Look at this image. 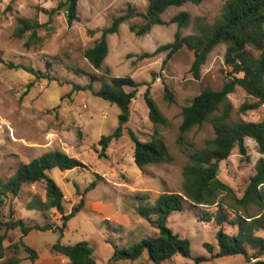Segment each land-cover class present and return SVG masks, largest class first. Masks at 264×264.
<instances>
[{
    "label": "rangeland",
    "instance_id": "374dc122",
    "mask_svg": "<svg viewBox=\"0 0 264 264\" xmlns=\"http://www.w3.org/2000/svg\"><path fill=\"white\" fill-rule=\"evenodd\" d=\"M60 1L0 0V178L7 180L20 163L59 149L80 159L85 166L69 170L55 167L48 173L65 194L67 213L79 204L82 197L85 199L84 206L70 218L63 232L32 230L23 235L20 228L10 230L5 241L6 257L13 253L8 246L23 239L38 251L39 257L31 260L29 253L22 250L21 264H71L66 256L54 251L52 245L58 241L65 244L87 241L97 264H158L149 259L148 251L136 260H115L116 247L127 248L145 237L158 234L159 229L142 217L138 208L141 205L152 206L165 191L182 190L183 167L189 152L185 148H191L189 144L202 147L207 139L215 136L213 123L206 121L189 131L180 143L182 109L204 88L221 89L230 79V68L224 60L225 43H219L210 52L200 78H196L191 71L194 54L187 47L167 61L168 51L150 56L145 53H152L159 45L173 41L177 33H194L198 17L206 21L214 20L226 0L171 6L162 14L165 24L153 26L149 33L142 36L131 31L130 24L141 23L143 18L126 20L117 33L108 36L109 53L99 69L85 57L84 51L94 44L102 29L109 26L115 16L127 12L129 5L145 11L148 1L79 0L77 18L73 21L69 20L64 8L57 10L52 17L42 9L55 8ZM182 11L190 13L191 21L187 27L170 21ZM21 16L37 17L40 22L46 23L39 31L42 43L27 47L24 38L15 36ZM54 55L59 56L56 60L60 64L55 66L59 79L37 78L23 68L9 66V62H30L47 72L44 59ZM69 67H79L97 75V88L104 82L110 83L111 76H132L142 84L131 103L130 119L122 136L113 140L105 151L99 145V139L103 134L112 133L119 125L121 109L91 90L74 91L68 79L87 83L89 77L77 75ZM148 85L152 97L168 119V124L159 125L158 129L172 160L140 168L135 162V143L130 130L142 140L150 139L155 133L156 125L149 117L144 97ZM166 87L172 98L167 96ZM250 100L251 97L240 86L229 94L233 106L232 121L264 119V106L240 112V106ZM246 144V155L236 146L229 158L221 163L220 177L233 188L232 194L237 197L243 195L256 172L257 161L263 155L254 139L247 138ZM92 182L96 183L95 188L87 191ZM232 194L223 195L226 202H234ZM45 200L43 183L24 185L20 195L11 201L14 217L24 218L28 223L61 225V214L57 209H43ZM209 209L214 211L216 207ZM251 211L257 213L259 209L252 206ZM9 214L8 203L2 209V216ZM168 225L190 239L193 256H210L205 243L214 245L217 250L218 228L212 222L198 220L189 209L172 214ZM226 230L232 232L235 229L227 225ZM258 234L264 236V230ZM161 264H195V260L178 253ZM204 264H252V261L237 254L213 257Z\"/></svg>",
    "mask_w": 264,
    "mask_h": 264
},
{
    "label": "trees",
    "instance_id": "16d2710c",
    "mask_svg": "<svg viewBox=\"0 0 264 264\" xmlns=\"http://www.w3.org/2000/svg\"><path fill=\"white\" fill-rule=\"evenodd\" d=\"M146 10L143 11L135 5H129L127 12L115 16L112 23L102 29L101 36L94 44L84 51L85 57L95 68H101L109 53L108 36L117 33L120 25L128 19L142 17L141 23H131L130 29L136 35L142 36L150 32L153 26L165 24L162 14L171 6H181L187 2L199 4L204 0H147ZM79 0H62L58 6L52 9L42 8L50 17L57 10L65 9L70 21L77 18ZM181 27L190 24V13L182 11L170 20ZM46 23L35 18L21 16L15 36L25 39L27 47L42 43L43 37L39 34ZM219 43L226 44L224 55L225 64L230 68V79L221 89L204 88L197 94L193 101L182 109V123L180 125L179 142L183 143L185 135L194 127L211 121L214 126L215 136L207 139L202 147L189 144L187 162L183 167V187L181 191L161 193L152 206H140L138 208L142 217L148 219L159 232L155 236H148L127 248L116 247L115 260H136L148 251L149 259L161 264L180 253L185 257H194L195 264H204L213 257H223L242 254L252 264H264V236L258 234L264 230V119L260 121L231 120L232 103L229 94L237 86L242 87L252 100L244 102L239 110L246 112L264 106V0H226L217 18L206 21L198 17L195 21V32L181 35L177 33L174 40L159 45L152 53L154 55L162 51H168L165 61L172 57L180 49L187 47L193 51L194 60L191 71L196 78L201 77L203 65L207 62L210 52ZM58 55L44 59L47 72L36 68L32 63L9 62L10 67L23 68L37 78L49 80L59 79L56 76L60 64ZM77 75L89 77L87 83H76L73 80L67 82L73 84L74 91L91 90L112 103L117 104L119 113V125L110 134H103L99 139L102 150H106L109 144L119 139L124 131L125 124L131 115V103L136 97L138 87L142 85L132 76H111L110 83L104 82L100 88L95 86L98 76L90 74L79 67H69ZM126 87H130L127 90ZM167 96L172 94L166 87ZM145 100L149 107V117L156 125L155 133L148 140H142L130 130V135L135 143V162L140 168L151 163H164L172 160L168 147L160 135L159 125H167L168 119L160 110L156 100L151 95L148 85ZM247 138L254 139L259 151L263 154L256 164V172L249 180L242 196H234L233 188L220 177L221 163L229 158L236 146L242 154H247ZM85 164L78 158L69 155L65 151L55 149L34 157L29 162H22L16 171L7 179L0 178V264H21L22 250L29 253L31 260L39 257L38 251L27 245L23 239L12 242L8 247L12 254L6 257L7 246L5 241L8 232L20 228L23 235L32 230H60L64 231L72 216L84 206V198L79 204L72 207L67 213L64 202L65 194L56 180L48 173L52 168L69 170L84 167ZM43 183L45 188L44 210L57 209L61 214L62 224L28 223L24 218L14 217L12 199L18 197L26 184ZM92 182L87 191L95 188ZM234 202H226L223 195H231ZM149 197L148 194L144 195ZM143 196V197H144ZM39 199L41 197L36 196ZM10 204V214L2 216V209ZM188 203V205H187ZM215 206L211 211L209 208ZM259 209L257 213L251 211V207ZM34 206H30L33 208ZM189 209L200 221L212 222L217 230V250L210 243H205L210 256L192 255L191 241L174 231L168 225L169 217L175 212H183ZM230 225L235 230L228 232L226 226ZM54 251L66 256L71 264H97L93 249L87 241L65 244L60 241L52 245Z\"/></svg>",
    "mask_w": 264,
    "mask_h": 264
}]
</instances>
